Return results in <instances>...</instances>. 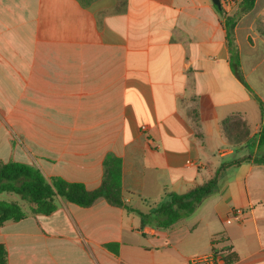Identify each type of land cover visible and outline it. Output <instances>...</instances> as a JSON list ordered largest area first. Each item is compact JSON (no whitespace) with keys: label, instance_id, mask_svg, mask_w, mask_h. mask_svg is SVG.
I'll return each mask as SVG.
<instances>
[{"label":"crops","instance_id":"crops-1","mask_svg":"<svg viewBox=\"0 0 264 264\" xmlns=\"http://www.w3.org/2000/svg\"><path fill=\"white\" fill-rule=\"evenodd\" d=\"M220 1L0 0L1 161L95 190L118 158L124 201L145 213L218 172L220 186L166 229L104 198L60 200L0 226L9 264H194L215 238L223 264H264V164L233 165L259 155L264 0L239 15L241 0ZM237 209L243 221L226 224Z\"/></svg>","mask_w":264,"mask_h":264},{"label":"trees","instance_id":"trees-1","mask_svg":"<svg viewBox=\"0 0 264 264\" xmlns=\"http://www.w3.org/2000/svg\"><path fill=\"white\" fill-rule=\"evenodd\" d=\"M237 2L238 0H232ZM256 0H241L239 3V14L251 11ZM220 12L223 11L221 8ZM225 17L227 39L231 52L233 53L234 38L233 30L236 25V17ZM234 69L241 80L243 75L239 69L238 61L234 62ZM259 103L262 117L264 115V104L256 97ZM231 130H237L244 126L238 120L224 122ZM257 148L258 157L247 156L233 162L238 165L242 162L254 161L264 164V125H262ZM218 174L184 194L174 192L167 193L166 200L149 212H141L129 207L124 201L122 191L121 161L110 157L105 162V172L102 184L95 190H88L83 183L70 182L61 177L47 178L36 166L19 163L15 161L4 162L0 160V194L10 193L17 195L22 202L27 203L28 211H24L23 205L18 201L0 200V226L7 222H18L29 215H51L60 204V200L76 204L80 207H90L101 198L110 204L126 209L128 212H136L140 215L142 226L150 225L160 229L170 228L181 219L192 215L204 200L219 189ZM224 240H219L223 242ZM108 248L114 245H106ZM229 249V247H227ZM230 255L226 258L229 260ZM0 264L8 263V250L4 244H0Z\"/></svg>","mask_w":264,"mask_h":264},{"label":"built area","instance_id":"built-area-1","mask_svg":"<svg viewBox=\"0 0 264 264\" xmlns=\"http://www.w3.org/2000/svg\"><path fill=\"white\" fill-rule=\"evenodd\" d=\"M228 4H231L232 0L227 1ZM145 128V127H143ZM244 216V211L237 209L234 210L230 215L226 218L225 223L231 224L233 222H242ZM221 238H215L214 243L216 244V250L209 256H201L195 257L192 259V263L194 264H223L226 262V257L230 254V250L227 248L223 242H219Z\"/></svg>","mask_w":264,"mask_h":264},{"label":"rangeland","instance_id":"rangeland-1","mask_svg":"<svg viewBox=\"0 0 264 264\" xmlns=\"http://www.w3.org/2000/svg\"><path fill=\"white\" fill-rule=\"evenodd\" d=\"M0 200L18 201L23 205L24 211L29 210L27 203L22 202L21 199L15 194L2 193V194H0Z\"/></svg>","mask_w":264,"mask_h":264},{"label":"water","instance_id":"water-1","mask_svg":"<svg viewBox=\"0 0 264 264\" xmlns=\"http://www.w3.org/2000/svg\"><path fill=\"white\" fill-rule=\"evenodd\" d=\"M213 3H214L219 9L222 8V4H221V1H220V0H213Z\"/></svg>","mask_w":264,"mask_h":264}]
</instances>
